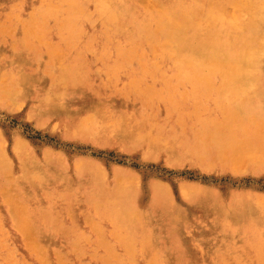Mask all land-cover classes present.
<instances>
[{
  "label": "rangeland",
  "instance_id": "1",
  "mask_svg": "<svg viewBox=\"0 0 264 264\" xmlns=\"http://www.w3.org/2000/svg\"><path fill=\"white\" fill-rule=\"evenodd\" d=\"M251 5L0 0V264H264V53L175 40Z\"/></svg>",
  "mask_w": 264,
  "mask_h": 264
},
{
  "label": "bare ground",
  "instance_id": "2",
  "mask_svg": "<svg viewBox=\"0 0 264 264\" xmlns=\"http://www.w3.org/2000/svg\"><path fill=\"white\" fill-rule=\"evenodd\" d=\"M249 2L250 1H248V3ZM249 7L251 8L252 5ZM239 10L241 13L242 10L241 9ZM249 15H252V17L248 20L231 22V23L223 21L220 15L214 16L213 18H211V20H208L205 23V26L202 29V31H197L198 33L195 31H189L187 32L188 34L186 33V31H178L175 35V40L177 42L185 41L188 39L199 40L203 48H209L213 53L217 55H221L227 58L228 60L234 62L235 64L247 68L251 72L250 76L253 77L254 75L252 73L253 69H255V67L258 66L259 57L261 54L264 53V41L261 40V38L258 35L259 24H258V20L254 19L255 18L254 16H259V18L264 19V7L262 8L255 7L254 9L252 7V9H250ZM236 29L239 30V32L232 31ZM255 77L256 76L254 75V78ZM258 93L255 92V94ZM251 100L255 101L253 99ZM261 108H264V106ZM249 232L251 236L263 240V238H261L262 235H260L263 231L252 230Z\"/></svg>",
  "mask_w": 264,
  "mask_h": 264
}]
</instances>
